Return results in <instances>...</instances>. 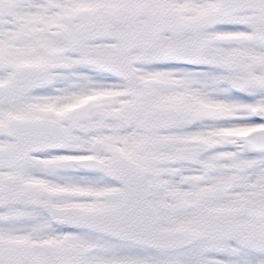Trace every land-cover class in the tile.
Segmentation results:
<instances>
[{
  "label": "snow or ice",
  "instance_id": "6c2138e0",
  "mask_svg": "<svg viewBox=\"0 0 264 264\" xmlns=\"http://www.w3.org/2000/svg\"><path fill=\"white\" fill-rule=\"evenodd\" d=\"M0 264H264V0H0Z\"/></svg>",
  "mask_w": 264,
  "mask_h": 264
}]
</instances>
